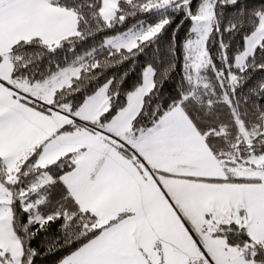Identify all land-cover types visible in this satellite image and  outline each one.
I'll list each match as a JSON object with an SVG mask.
<instances>
[{"label":"snow or ice","instance_id":"snow-or-ice-1","mask_svg":"<svg viewBox=\"0 0 264 264\" xmlns=\"http://www.w3.org/2000/svg\"><path fill=\"white\" fill-rule=\"evenodd\" d=\"M0 264H264V0H0Z\"/></svg>","mask_w":264,"mask_h":264}]
</instances>
